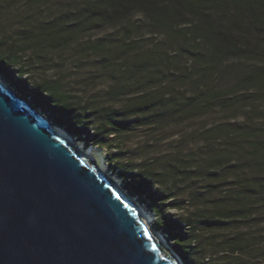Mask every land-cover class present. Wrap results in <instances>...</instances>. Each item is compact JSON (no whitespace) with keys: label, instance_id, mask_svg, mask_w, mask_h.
I'll return each mask as SVG.
<instances>
[{"label":"trees","instance_id":"trees-1","mask_svg":"<svg viewBox=\"0 0 264 264\" xmlns=\"http://www.w3.org/2000/svg\"><path fill=\"white\" fill-rule=\"evenodd\" d=\"M138 16L174 50L134 39ZM101 30L113 33L92 40ZM256 33L264 37V0H0V76L86 147L107 149L111 171L183 264H264V124L199 122L170 151L159 140L210 110L256 103L260 71L238 78L232 93L211 85L228 65L264 54ZM57 64L58 73L44 71ZM81 70L78 90L69 81ZM137 133L146 137L140 152L126 146Z\"/></svg>","mask_w":264,"mask_h":264},{"label":"water","instance_id":"water-1","mask_svg":"<svg viewBox=\"0 0 264 264\" xmlns=\"http://www.w3.org/2000/svg\"><path fill=\"white\" fill-rule=\"evenodd\" d=\"M9 87L0 84V264H177L130 195Z\"/></svg>","mask_w":264,"mask_h":264},{"label":"rangeland","instance_id":"rangeland-1","mask_svg":"<svg viewBox=\"0 0 264 264\" xmlns=\"http://www.w3.org/2000/svg\"><path fill=\"white\" fill-rule=\"evenodd\" d=\"M58 6L59 5L57 2L55 7H54V11L58 10ZM226 10H231V11H229V15H227V17H228L227 21H230V19L234 20L233 17H235V15L237 14V10L235 8H231V9L226 8ZM211 12L213 15H217L216 20L222 18L219 7H214L212 10H210V13ZM54 13H56V12H54ZM239 13H242V12H239ZM239 19L241 20L242 18L239 17ZM133 22H136L138 24L137 30L135 29L134 34H132V37L134 39L140 38L146 47H153V46H158L159 44H162V47L166 46V47H168V50H171V49L174 50V47L171 45V43L168 39V36H166L164 33L155 31L156 34H154V35L149 34L150 32L153 31V26H152L151 22H148V20H145V18H140L139 16L137 18H135L133 20ZM112 33H113V31H111V30H101L99 32L95 31V32H92L90 34V37L92 38V40L102 39V38H105L106 36L112 35ZM252 42H253V46L258 47L259 50H260V47L262 45V47H263L262 49L264 50V43L263 44L261 43V42H264V37L262 34H260V33L254 34V37H252ZM75 49H76V51H78L77 47H75ZM72 52H71V55H72ZM69 56L70 55H67V57L65 58V61H67V63L65 64L66 68H70L69 59L75 57V56H71V57H69ZM254 57L255 58L252 60H245L244 62H239V63H234L233 65H228L225 69L222 70L221 75L218 76V78H220L221 81L217 83L213 80L211 82V85L218 86L220 89L226 90L228 93H230V92L232 93V90L235 88L236 82H238V78L240 79L242 77V75H244L245 73H251V72H255V71H260V72L264 73V54H261L259 56H254ZM57 66L58 67H52L51 68L50 65H48L45 67L44 71H48L49 73H55L56 74L62 68V66L60 64H57ZM84 74H86L84 70H81L80 72L73 71L72 75H74V77H72L70 79L69 84L75 85L76 88L79 90L81 87V84H82V80H83L82 76H84ZM0 77L4 81V78L2 76H0ZM15 78H16V80H19V81L25 80L24 77H18V75H15ZM22 86H24V84ZM95 88L97 90L103 89L102 85H100V84L97 85V87H95ZM252 91L254 92L252 94H255L252 96L257 97L256 103L248 102L246 104V103L240 102V103L233 105V107L226 109V110H223V109L222 110L221 109L210 110L207 112V114L204 117L197 118V119H195L194 122L188 123L186 125H183V126H180L177 128L174 127V128L168 129L163 136L159 137V140H161L160 145L165 148V143H167L166 149H168L170 151L171 150L170 149V142L173 140H180L181 141V139H183V138L184 139L189 138L191 136L190 134L197 127L200 126L199 122L205 123L206 126H210V125L217 124L220 122H238V123L239 122H254L256 124H260L263 126V124H264V89L257 88V89H253ZM239 95H241V97L244 96L242 93H240ZM26 101L29 103H32L33 105L36 106V104L34 103V100L31 97L26 96ZM37 110L39 113H41V115L46 117V119L49 120L54 126L60 127L58 124L55 123V118L52 115H50L46 109H44L42 107H37ZM60 128H62V127H60ZM62 129L66 131V129H64V128H62ZM69 136H71V138L73 139V142L76 144V146L78 144L82 143L81 146L83 147V150H82L83 152H86V149H95V150L102 151V154H103L104 159H105V164H106L105 165L106 166V170H105L106 175H109L110 178L118 177L114 171H111V168L109 166L110 164H109V161L107 159V149L106 148L99 149V148H96L94 146L93 147H86L85 146L86 144L83 142V140L82 141L79 140L77 137L73 136L72 134H69ZM162 138H164V139L162 140ZM142 143H146V137L142 133H137V134H135L134 137L129 138V140L126 143V146L129 149H133L136 152H140V151H142V148H141ZM193 144L194 143H192V141H190V140L187 142V144L185 143L188 150H190L193 147L195 148V145H193ZM120 181H121V189H124L123 184H122V180L120 179ZM168 203L169 202H167L166 204H168ZM142 207L145 209L144 206H142ZM145 211L148 212L146 209H145ZM184 213H186V212H184ZM149 214L152 216V221H151L149 227L147 226V229L149 228L150 229L149 231H151V233H153L154 231L158 232L154 226L155 220H156L155 216L151 213H149ZM166 214L168 216H170L171 218H176L178 220H180L183 216L181 211H176V210L167 211ZM151 225H153V226H151ZM167 243L171 247L170 243L169 242H167ZM171 249H172V247H171ZM197 249H198V251L203 253V255L205 257H211L212 256L211 249H208L207 247H205L203 243H201V245Z\"/></svg>","mask_w":264,"mask_h":264},{"label":"bare ground","instance_id":"bare-ground-1","mask_svg":"<svg viewBox=\"0 0 264 264\" xmlns=\"http://www.w3.org/2000/svg\"><path fill=\"white\" fill-rule=\"evenodd\" d=\"M0 84H2L5 88L9 89L11 92L12 89L8 86V84L3 81L0 78ZM14 93V92H13ZM29 105L35 109V107H33L30 103ZM37 111V110H36ZM38 114H40L37 111ZM43 116V115H41ZM44 117V116H43ZM46 118V117H44ZM54 126V125H53ZM54 128L60 132L61 134L69 137L72 141L73 139L71 138V136H69V134L63 130L62 128L58 127V126H54ZM82 144V143H81ZM81 144H78L77 147L82 151L83 147L81 146ZM83 152V151H82ZM87 158L89 159L90 162L94 163L96 165V167L105 175L107 176V178L109 180H111L113 182V184L115 185V188L117 190H119L120 192H122L123 194H126L125 191L123 189H121V181L118 177L115 178H110L109 175H106L105 170H106V164H105V159L104 156L102 154V151L99 150H95V149H86V152H83ZM129 201L137 208V210L139 211V214L141 216V218L145 221V223L147 224V226L149 227L151 221H152V216L147 213L145 211V209L135 200V198L129 196L128 197ZM149 229V228H148ZM150 230V229H149ZM154 236L162 243L163 245V250L166 252L167 255L171 256L177 264H183L181 262V260L179 259V257L176 255V253L171 249V247L168 245L167 241L165 240V238L162 236L161 233H158L156 231L153 232Z\"/></svg>","mask_w":264,"mask_h":264},{"label":"clouds","instance_id":"clouds-1","mask_svg":"<svg viewBox=\"0 0 264 264\" xmlns=\"http://www.w3.org/2000/svg\"><path fill=\"white\" fill-rule=\"evenodd\" d=\"M5 81V80H4ZM7 83V82H6ZM8 84V83H7ZM9 85V84H8ZM10 86V85H9ZM25 100H26V98L25 97H23ZM29 103V102H28ZM32 106H34L35 107V109L37 110V107L35 106V105H33L32 103H30ZM38 111V110H37ZM124 190V189H123ZM125 191V190H124ZM126 192V191H125ZM127 193V192H126ZM128 194V193H127ZM129 195V194H128ZM131 196V195H130ZM134 198V197H133ZM137 201V200H136ZM141 205V204H140ZM142 206V205H141ZM147 225V224H146ZM151 226H153V225H151Z\"/></svg>","mask_w":264,"mask_h":264}]
</instances>
